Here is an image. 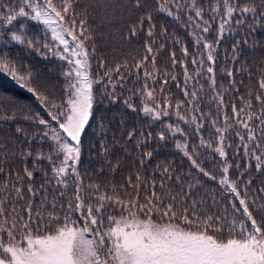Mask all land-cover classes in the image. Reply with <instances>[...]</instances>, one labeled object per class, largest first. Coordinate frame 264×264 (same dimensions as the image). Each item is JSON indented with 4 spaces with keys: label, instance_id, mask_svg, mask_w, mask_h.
<instances>
[{
    "label": "snow or ice",
    "instance_id": "1",
    "mask_svg": "<svg viewBox=\"0 0 264 264\" xmlns=\"http://www.w3.org/2000/svg\"><path fill=\"white\" fill-rule=\"evenodd\" d=\"M153 5L154 12L149 10ZM76 6V0H16L0 10V23L4 28L13 26L21 18L43 26L38 32H21L25 27L21 23L17 30L8 32L10 39L5 40L4 45L15 42L24 48L14 58L0 48V72L27 88L43 108V115L32 112L24 116L38 129L26 143L38 139L41 144L49 145V151L41 146L35 151L29 147L19 153L24 160L21 169L24 175L15 173L14 181L0 166V174L5 176L4 198L0 199V264H264V203L248 195L255 179L251 172L255 170L264 177V73L258 78L256 92L248 88L246 95H239L231 69L224 70L229 78L228 87L218 84L216 75V49L224 33L233 24L246 23L249 15L259 17L252 20L249 32L257 23L264 27V0L259 5L244 3V0H211L208 7L201 6L199 0H131L132 9L142 11L143 15L130 27V35H145V54L139 60L134 58V71L129 74L136 77L134 83L139 87L129 90L131 95L123 99V105L137 113L138 120L149 117L161 127L155 134L150 125L128 127L122 111L113 116V119L119 117L122 131L119 140L115 133L111 134V144L103 117L96 121L99 139L93 142V138H88L85 143L87 130L95 120L94 109L98 103L107 100L111 104L121 99L117 87L126 78L121 70L129 68V64L125 61L109 68L106 61L96 59L87 18L75 11ZM159 13L173 19L186 15L185 26L191 24L193 29L195 53H189L188 47L182 44V60L176 59L175 52L169 55L171 67L182 69L183 86L177 75L161 73L156 67L157 56L166 47L163 41L156 39L157 25L153 21L154 15ZM160 31L166 34L167 28L161 27ZM213 31L214 39L209 40L208 34ZM3 35L5 33L0 31V36ZM173 40L180 43L178 37ZM232 48L233 62H236L238 45L234 43ZM33 53L59 57L67 63V68L61 70L62 96L57 94L55 86L38 79L31 64L24 63V56ZM94 59L98 71L103 69L102 75L93 76ZM189 64L193 66L191 73ZM169 80L176 83L184 97L175 104L171 96L164 97L163 102L160 100L159 94L165 91ZM157 83L159 89L150 86ZM133 96L142 97V116ZM202 103L209 105L208 112L203 111ZM173 116L178 122H172ZM0 119H15V116L4 114ZM180 122L192 125V132H186ZM205 131L209 133L207 139L203 135ZM15 132L28 137L20 127H16ZM178 134L182 140L175 139ZM233 138L238 142L232 143ZM169 139L192 166L186 176H176L171 165H158V181L155 178L144 180L137 172L136 183L131 176L125 181L127 188L121 185L117 190L111 185L112 195L102 191L99 184L84 183L82 172L88 171L81 167L85 153L91 162L95 152L97 162H104L114 171L119 162L113 165L109 158L115 147L131 143L134 150L143 149L152 141L164 147L160 142ZM191 139H198V143H190ZM201 148L211 149L213 154L223 158L218 184L233 198L224 206L222 214L207 211L217 203L212 195L214 190H205L210 195L211 205L193 196L194 189L202 184L196 173L217 180L198 162L197 149ZM229 149L232 156L246 158L235 180L229 176L230 169H240L241 165L229 162ZM154 151H141L138 164L146 167ZM29 158L32 170L28 168ZM35 172L43 173L44 183L37 185ZM175 181L180 182L178 194L171 187ZM261 183L264 184V180ZM120 191L126 198L121 197ZM259 191L264 192V187ZM18 204L21 207H17Z\"/></svg>",
    "mask_w": 264,
    "mask_h": 264
},
{
    "label": "trees",
    "instance_id": "2",
    "mask_svg": "<svg viewBox=\"0 0 264 264\" xmlns=\"http://www.w3.org/2000/svg\"><path fill=\"white\" fill-rule=\"evenodd\" d=\"M15 2L16 0H0V10H2V6ZM199 2L201 6L204 7H208L211 4V0H199ZM244 3H255L256 5H259L261 0H244ZM76 4L75 11L85 15L87 18V28L92 36L91 45H94L96 49V59L106 61L109 68H115L116 64H123L125 61L129 64V68L121 70L122 73L126 74V78L123 84L117 87V94L121 96V99L111 104L107 100H104L102 103H98L95 106V120L92 122V126L87 130L85 143H87L88 138H93V142L100 138L99 130L96 128V121L101 117L104 118V121L108 126V142L110 144L113 143L111 138L112 133H115L116 139L119 140L120 132L122 131V129L119 128L120 119L118 116L116 119H113V116L122 111L127 118L128 127L150 125L155 134L160 130L161 125L159 122L152 121L149 117H144L143 121L138 120L136 118L137 113H132L130 109H126L123 105V99H127L128 96L131 95L129 90L134 87H139L138 84L134 83L136 77L129 73L134 71V58L135 60H139L145 54L143 47L145 35L139 34L136 37H131L129 29L132 24L136 22L137 17L143 15V12L133 10L131 7V0H76ZM149 10L154 12L155 6L153 5ZM207 18L208 16L205 15V19ZM253 19L258 20L259 17L249 15L246 18V23L233 24L231 29L224 33V38L216 49V75L218 84H222L224 87L229 86V78L224 75V70L231 69L236 78L237 86L239 87V95H246V89L248 88H251L255 93L258 88V78L261 73H264V27H262L260 23H257L252 31L249 32V25L252 23ZM153 22L157 25V41H163L166 46L165 49L161 51L160 55L157 56L156 67L161 73L167 71L177 75L181 82V86H183L182 69L181 67H176L175 69L171 67L169 55L171 52H175L176 59L178 61L182 60V44L188 47L189 53H195L197 46L194 44L195 37L191 35L193 30L192 26L191 24L187 27L185 26L186 15L182 16L180 19H173L165 13H159L154 15ZM21 23L25 25L23 29H20L21 32H38L43 27L39 22L26 18H21L16 24L9 26V28H4L2 23H0V31L5 33V35L0 36V48H4L6 51L10 52L13 58L17 53H22L24 46L15 42L11 45H4V41L10 39L8 32L11 30H17ZM161 27L167 28L166 34L160 31ZM216 27L217 25L214 24L213 29ZM196 31L198 32L199 30L196 29ZM173 37H178L180 43H176L173 40ZM207 38L213 40L214 31L208 34ZM49 39H51L50 33ZM234 43L238 45L239 50V57L236 62H233L232 46ZM96 59L92 61L93 76L103 74V69L98 71L96 67ZM24 63L33 66V70L36 72L40 81L47 82L49 86H55L57 94L59 96L63 95V93L60 92V86L64 83V77L61 75V70L62 68H67V63L65 61L60 60L59 57H53L51 55L44 57L33 53L32 55L24 56ZM149 71H151V68H149ZM192 71L193 66L189 64V72L191 73ZM249 73H251V75H249ZM142 75L141 72V78ZM113 79H116L115 75L113 76ZM201 83H204V81L201 80ZM150 86L159 89L160 84L157 83ZM205 88H208L207 83H205ZM159 95L161 102H163L164 97L171 96L173 104H175L177 100L184 99L177 88L176 83L171 80H169V84L165 91ZM232 95L235 96L236 94L233 93ZM132 99L137 107L139 115L142 116L143 114L140 111L142 97L133 96ZM227 100L228 95L226 94V102ZM253 104H256L255 100H253ZM237 107H240V104H237ZM202 109L204 112L210 110L207 103H202ZM211 110L214 113V105ZM32 112H40L42 115L44 114L43 108L36 100V97L33 96L27 88L21 86L16 80H13L10 75L0 72V117L4 114L15 116V119H0V166L4 167L6 172L11 174V179L13 181L15 180V173L19 172L21 176L24 175L21 171L24 165V160L19 156L21 151L29 147L35 151L41 146L45 151H49V145L47 143L41 144V141L38 139L32 140L30 144L26 143V140L38 131V129L34 128L31 122L24 119V116L29 115ZM189 115H191V113H189ZM164 119L165 122H167V118ZM172 122H178L175 116L172 117ZM180 124L181 127L185 128L186 132H192V125H185L183 122H180ZM16 127L22 128L28 133V137L16 133ZM203 135L205 139H207L209 133L205 131ZM197 136H199V134H197ZM175 139L182 140L183 137L178 134ZM237 142L236 138H233L232 143ZM120 143L121 145H124L125 142L121 141ZM160 143L165 144V146L160 147L156 141H152L143 149L136 148L134 150L131 143L126 144L124 147H115L113 149V154L109 158L113 165L119 162V167L114 171H110L109 168L105 166L104 162L98 163L95 158V152H93L91 162H89L88 154L85 153L82 157L81 165L82 168L86 167L88 169L87 173L82 172L84 183L99 184L102 191L112 195L111 185H115L117 190L121 189V185H124L127 188L128 186L125 184V181L131 176L132 182L136 183L137 172L141 174L144 180L155 178L158 181L160 179L158 165H171V170L174 171L176 176H186L187 172L192 167L189 160L183 156L180 150L175 149L172 139ZM190 143L196 144L198 143V139H191ZM153 150H155L154 156L151 160L146 161L147 166L139 165L138 160L140 159L141 151L146 152ZM190 151H192V149H190ZM197 151L200 152V160L198 162L201 163L206 171L215 175L217 180H211L207 176L196 173L202 184L194 189L193 196L196 199L202 198L211 205L212 200L205 190H214L212 195H214L217 203L215 206L207 208V211L209 214L213 212H219L222 214L224 212V206L229 204L233 198L232 194L225 191L223 185L218 184L223 158L219 157L218 154H213L211 149L201 148L197 149ZM240 155L242 156L243 154L241 153ZM245 159H238L236 156H232L231 149H229V162L232 164L239 163L241 165L240 169H230L229 176L231 179L235 180L238 178V172L243 170ZM27 163L29 170H32L31 158H29ZM44 167L47 168V162H44ZM101 168H103L102 172L99 171ZM42 176L43 173L41 172L34 173V179L37 181V185L44 183ZM251 176L255 177V179L250 186L248 195L251 199L264 203V192L259 191L261 187H264V184L261 183V181L264 180V177H261L255 170L251 172ZM247 178V176L244 177L245 180ZM4 181V174H0V199L4 198V190L2 187ZM179 183V181L171 183L172 189L177 194L181 191L178 186ZM128 190L131 191L130 188ZM140 191L141 194H143V186ZM157 191H159V189H157ZM119 194L121 197L126 198L123 191H120ZM24 195L27 197L28 193L25 192ZM40 195H43V193ZM13 199H15L14 194ZM48 199L51 200V196H49ZM35 203L37 205L40 203L39 196L35 199ZM61 203H63V201H61ZM17 207H21V205L18 204ZM48 210L50 211V209ZM230 211L231 209L229 208V212ZM116 214L119 215L118 212Z\"/></svg>",
    "mask_w": 264,
    "mask_h": 264
}]
</instances>
